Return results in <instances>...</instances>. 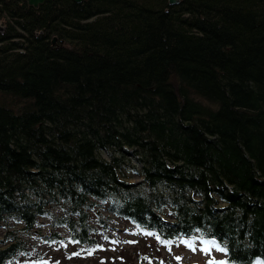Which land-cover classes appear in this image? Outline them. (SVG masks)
<instances>
[{
	"label": "trees",
	"instance_id": "1",
	"mask_svg": "<svg viewBox=\"0 0 264 264\" xmlns=\"http://www.w3.org/2000/svg\"><path fill=\"white\" fill-rule=\"evenodd\" d=\"M2 17L0 264L32 256L42 218L44 242L90 253L101 208L154 257L187 240L264 264V0H0Z\"/></svg>",
	"mask_w": 264,
	"mask_h": 264
},
{
	"label": "rangeland",
	"instance_id": "2",
	"mask_svg": "<svg viewBox=\"0 0 264 264\" xmlns=\"http://www.w3.org/2000/svg\"><path fill=\"white\" fill-rule=\"evenodd\" d=\"M6 21L5 17L0 18V25H6ZM130 181L138 183L140 177H132ZM100 210L110 229H108V237H100L95 250L88 253L80 245L44 242L43 235L48 234L50 226L48 220L42 218V225L38 230L40 234L24 235L32 256L27 257L22 264H222L221 258L210 252L212 248L187 247L186 243L189 242V245L192 243L187 240L181 242L184 246L178 247L179 249H174L170 243H162L164 247L160 248L161 258L154 257L148 250L150 245L143 243L145 232L122 223L105 208ZM152 237L160 243L156 235ZM213 251L218 254V251L214 249Z\"/></svg>",
	"mask_w": 264,
	"mask_h": 264
},
{
	"label": "water",
	"instance_id": "3",
	"mask_svg": "<svg viewBox=\"0 0 264 264\" xmlns=\"http://www.w3.org/2000/svg\"><path fill=\"white\" fill-rule=\"evenodd\" d=\"M44 1L45 0H26L27 4L29 6H32V7H35V8L38 7L39 4H42ZM73 1L76 2V3H79V2H82L84 0H73ZM180 1L181 0H167V3H168V5L172 6V5H176V4L180 3ZM3 30H4V26L3 25L2 26L0 25V33H2ZM51 42L53 44L56 42V37L55 36L52 38V41Z\"/></svg>",
	"mask_w": 264,
	"mask_h": 264
},
{
	"label": "flooded vegetation",
	"instance_id": "4",
	"mask_svg": "<svg viewBox=\"0 0 264 264\" xmlns=\"http://www.w3.org/2000/svg\"><path fill=\"white\" fill-rule=\"evenodd\" d=\"M6 26L4 25V28H5Z\"/></svg>",
	"mask_w": 264,
	"mask_h": 264
},
{
	"label": "snow or ice",
	"instance_id": "5",
	"mask_svg": "<svg viewBox=\"0 0 264 264\" xmlns=\"http://www.w3.org/2000/svg\"><path fill=\"white\" fill-rule=\"evenodd\" d=\"M205 251H206V249H205Z\"/></svg>",
	"mask_w": 264,
	"mask_h": 264
},
{
	"label": "bare ground",
	"instance_id": "6",
	"mask_svg": "<svg viewBox=\"0 0 264 264\" xmlns=\"http://www.w3.org/2000/svg\"><path fill=\"white\" fill-rule=\"evenodd\" d=\"M4 31V30H3Z\"/></svg>",
	"mask_w": 264,
	"mask_h": 264
}]
</instances>
